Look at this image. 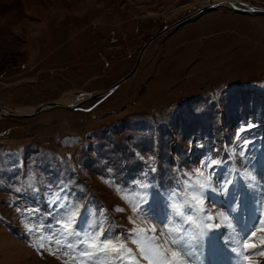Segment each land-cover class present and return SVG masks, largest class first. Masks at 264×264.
<instances>
[{
	"label": "rangeland",
	"instance_id": "obj_1",
	"mask_svg": "<svg viewBox=\"0 0 264 264\" xmlns=\"http://www.w3.org/2000/svg\"><path fill=\"white\" fill-rule=\"evenodd\" d=\"M205 1L0 0V107L78 103L0 116V264H83L93 237L124 243L135 260L97 252L88 264H145L134 230L168 241L179 228L184 249L197 214L210 229L227 216L239 239L253 221L247 235L264 252V10L220 3L190 17L101 96L151 35ZM202 252L181 257L201 264Z\"/></svg>",
	"mask_w": 264,
	"mask_h": 264
},
{
	"label": "bare ground",
	"instance_id": "obj_2",
	"mask_svg": "<svg viewBox=\"0 0 264 264\" xmlns=\"http://www.w3.org/2000/svg\"><path fill=\"white\" fill-rule=\"evenodd\" d=\"M209 3H212V2H209ZM207 4H208V2L205 5H207ZM223 4H225V3L223 2ZM107 91L108 90L104 91L101 94V96L104 95ZM89 96H90V94H87L86 96L82 97L81 98V99H83L82 101H84ZM74 100L75 99H71L70 97L66 96V97H63V98H61V99H59L57 101H60V102H63V103L69 104V105L70 104L71 105L72 104L73 105H78V103L74 104V102H75ZM11 109H12V107H11ZM0 110H2V111L3 110H7V111H12V112H17V113H24V112H31L32 110H34V108L18 109V110H10L8 108L7 109L6 108L5 109L1 108ZM253 205H255V203H253ZM253 205H250V207H251L250 208L251 216H252V214L253 215L256 214L255 211H254ZM219 215L217 216L218 219L216 220L217 221L216 224L219 225V227H217V225H213L212 229H210L207 226L206 220H204L200 214H197V218H196L195 224H191V225L187 226L188 235L186 236L185 239L187 240L188 246H185V248L181 251L180 249H178L175 246H174L175 249H173V247L171 245H169V244L166 245V247L169 249V252H168V255H167V260L169 262H173L175 259H177V258H174V257L171 256V252H177L176 249H178V251L180 252V255H179L178 259H180L183 262V264H190L189 262H186V260H184L181 256H182L183 252L186 253L188 250H190L192 245H196V246L200 247V250L203 247L204 255L201 258H204V262L205 263H214V264H222V263L223 264H235L236 263L237 264L238 262H240V261L245 259V255H244L245 252H247V256H248L249 260L250 259H254L256 255L261 253L260 248L249 247V248L246 249L244 247V245H246V244L247 245H253V242H251L252 239H250V236L247 235L248 232L252 231L250 229V227L253 224H255L253 221L251 222V220H250V221L242 223L244 230L242 229L243 233H241V234L246 237V244H243L241 239H239L234 234V229L235 228L233 229V224L229 222V219H227V216H225V218H224L221 215L220 216ZM236 215L240 217V213L238 211L236 212ZM140 225L143 226V224H141V223H140ZM257 226H258V227H256L258 229L257 232H259V230L264 228L262 226V224L261 225L258 224ZM213 231L215 232V234H212ZM260 232L264 236L263 231L261 230ZM135 251H138L137 248H135ZM253 252H254V254H253ZM148 255H150V259H152L154 261L155 260L164 259V254H163L162 251L161 252L152 251V252H149ZM183 256H185V255H183ZM139 259L143 263L148 264V261L144 260L141 256L139 257ZM190 259L192 260V257ZM196 261H197V259H196Z\"/></svg>",
	"mask_w": 264,
	"mask_h": 264
},
{
	"label": "snow or ice",
	"instance_id": "obj_3",
	"mask_svg": "<svg viewBox=\"0 0 264 264\" xmlns=\"http://www.w3.org/2000/svg\"><path fill=\"white\" fill-rule=\"evenodd\" d=\"M202 175V174H201ZM226 183H231L230 181H226ZM194 200L196 199L195 197L193 198ZM197 204H202L203 201L197 200L196 201ZM120 211H122V209H118ZM188 211H191V208L187 209ZM203 210V209H201ZM175 212L177 215L183 216L184 215V210L181 209L180 207H177L175 209ZM187 221L190 222L192 221V216L188 215L187 216ZM262 224H264V221H261ZM65 229L68 230L71 228V221H69V223H66L64 225ZM210 227V226H209ZM217 227H219V225H217ZM181 231V229L179 228H170L169 229V240L168 241H158L157 240V236L163 235V232H159L155 227L151 228V229H137L134 230V236L135 239L132 240V243L137 245V250L140 252L141 257L144 260L148 261V264H183V262L178 259L180 252H171V256L175 259L173 262H169L167 260V255L169 252V249L166 247V245L169 244V242L171 243L172 246L177 247L178 249H180L181 251L183 250V241L182 238L173 235V233H179ZM151 232L153 233V235H149L148 233ZM252 235H255V233H252ZM57 244H59V241L56 242ZM81 243H85L84 241H81ZM68 247H71V245L69 244ZM244 247L247 249L249 247H256L254 244L253 245H244ZM87 251H84L83 253H81V258L83 261V264H88V259L95 256L97 252H110V253H123V254H127L128 259L130 260H135V256L134 254H132V249L131 248H127L125 246L124 243H111V242H104V241H100L99 238L97 237H93L90 238L87 241ZM152 251H156V252H163L164 254V259L162 260H152L150 259L148 253L152 252ZM261 255H264V252H261ZM245 261L246 264H255V262L250 261L248 259V256H245ZM136 264H139L138 261H136Z\"/></svg>",
	"mask_w": 264,
	"mask_h": 264
},
{
	"label": "water",
	"instance_id": "obj_4",
	"mask_svg": "<svg viewBox=\"0 0 264 264\" xmlns=\"http://www.w3.org/2000/svg\"><path fill=\"white\" fill-rule=\"evenodd\" d=\"M220 5V3H208L207 5H203V6H200L198 7L197 9H195L193 12L185 15L184 17L178 19L177 21L171 23V24H168L166 26H164L159 32L151 35L148 39V41H146L144 43V45L142 46V48L140 49L139 53H138V57L133 65V67L131 68V70L125 75L123 76L120 80H118L117 82H115L111 87H109L108 91L107 92H110V91H113L114 89H116L121 83H123L124 81H126L127 79H129L137 70L138 68V65H139V62H140V59H141V56L145 50V48L155 39L157 38L158 36H160L162 33H164L165 31H167L168 29L174 27V26H177L183 22H185L186 20H188L190 17L198 14V13H202V12H205V11H208L210 9H213L215 8L216 6ZM250 10L254 11V10H260V8H257V7H250ZM261 10H264V9H261ZM106 92V93H107ZM93 94H90L89 97H92ZM50 107H63V108H66V109H76L77 108V105H69V104H66V103H63V102H60V101H50V102H47V103H44V104H41V105H38L34 108V110H32L31 112H24V113H17V112H12V111H7V110H0V116L1 117H8V118H25V117H31L33 115H36L38 114L39 112H41L42 110L44 109H47V108H50ZM1 109V107H0Z\"/></svg>",
	"mask_w": 264,
	"mask_h": 264
},
{
	"label": "built area",
	"instance_id": "obj_5",
	"mask_svg": "<svg viewBox=\"0 0 264 264\" xmlns=\"http://www.w3.org/2000/svg\"><path fill=\"white\" fill-rule=\"evenodd\" d=\"M214 2V3H225L233 9H238L242 11H249L250 7L254 6L260 9H263L260 5L255 4L252 0H206L205 3ZM204 3V4H205Z\"/></svg>",
	"mask_w": 264,
	"mask_h": 264
},
{
	"label": "crops",
	"instance_id": "obj_6",
	"mask_svg": "<svg viewBox=\"0 0 264 264\" xmlns=\"http://www.w3.org/2000/svg\"><path fill=\"white\" fill-rule=\"evenodd\" d=\"M195 4H197V3L189 2V3L186 4V5H187L186 7H187V9L190 8V9L192 10V9H194V8H192V7L195 6Z\"/></svg>",
	"mask_w": 264,
	"mask_h": 264
}]
</instances>
